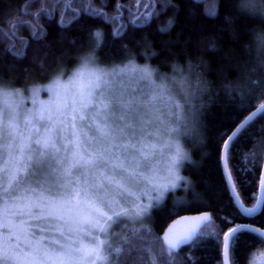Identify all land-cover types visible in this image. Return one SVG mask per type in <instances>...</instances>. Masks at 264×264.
<instances>
[{
  "label": "trees",
  "instance_id": "obj_1",
  "mask_svg": "<svg viewBox=\"0 0 264 264\" xmlns=\"http://www.w3.org/2000/svg\"><path fill=\"white\" fill-rule=\"evenodd\" d=\"M149 12L156 15L141 25ZM69 19L71 23L63 27ZM170 19L174 24L161 31ZM257 26L264 27V17L241 7L240 0H0V86L46 83L61 70H72L89 50L95 51L99 64L123 65L134 59L162 73H170L174 61L186 65L191 60L210 81L198 114L200 137L183 138L192 149V160L183 162L182 184L165 195L162 209H150L135 228L113 222L107 233L111 247L125 246L126 241L131 245L122 264H149V260L161 264L167 251L161 236L171 222L185 215L209 213L220 240L193 241L171 254L172 264H223V237L228 230L251 225L264 231V202L256 216L241 214L221 162L226 140L264 103V70L251 71L254 63L246 47ZM41 29L46 35L36 40L33 31ZM96 31L102 32L99 46L92 35ZM13 46L23 49L24 56H13L8 50ZM245 161L250 170H244ZM263 163L264 113L248 124L228 152L230 172L246 207L256 203ZM261 250L264 240L242 231L234 249L230 247V262L252 264ZM110 259L115 264L111 254Z\"/></svg>",
  "mask_w": 264,
  "mask_h": 264
},
{
  "label": "snow or ice",
  "instance_id": "obj_2",
  "mask_svg": "<svg viewBox=\"0 0 264 264\" xmlns=\"http://www.w3.org/2000/svg\"><path fill=\"white\" fill-rule=\"evenodd\" d=\"M240 3L245 9L264 11V0H240ZM154 15V12L147 13L140 20V24L149 23ZM174 22V19H170L167 27H161L160 30H169ZM70 23L71 19L62 26L67 27ZM124 27L126 25H121V28ZM13 33L15 34V29ZM116 34L122 33L117 31ZM44 35L46 33L42 29L33 31L36 40H41ZM101 38L102 32L96 31L97 46ZM22 43L27 46L26 42ZM215 47V43L210 45L213 50ZM8 50L15 57L24 56L23 49L16 50L13 46ZM155 54L153 52V55ZM98 60L96 57L94 63L98 64ZM131 72L132 75H122L121 79L117 80L115 74L106 79L95 70H86L68 83L57 82L49 87L53 98L41 105L37 115L40 120L53 121L52 115L45 116L44 113L54 108L58 119L46 125L45 133L34 141L35 148L32 147L31 137H18L13 94L5 93L3 87H0V102L9 110L7 123L0 120V200L5 201L6 211L21 219V223L16 225L6 218L5 229L12 230L14 235L17 230L24 232V217L46 219L58 232L61 228L70 229L71 225L80 228L88 226L91 230L99 226L101 219L112 221L113 216L115 222L119 223L126 219L129 213L117 211L118 197L127 195L139 199L130 191L129 185L143 184L158 193L154 203L138 206L139 210L132 215L140 217L152 208H163L164 199L159 193L167 192L176 185L157 181L160 169L152 163V158L161 140L159 126L164 123V109L168 105H158L157 97L144 91V88H148L145 83L140 95L130 94L124 86V80L134 82L133 87L139 86L143 80L135 74L134 68ZM261 113H264V105L260 106V113L257 115ZM168 115L172 113L169 111ZM251 123L252 120H249L248 124ZM248 124H244L229 139L235 143ZM89 131L94 132V136H89ZM129 132L132 136L139 132L140 139L139 147L131 143L118 146L125 152L131 148L138 154L132 157L134 163L125 166L119 156H113L111 149L118 137L126 136ZM54 137L59 138V145ZM149 137L155 142H147ZM165 147L166 145H163L160 151L163 152ZM5 153L7 159H4ZM180 162L169 155L165 168L167 176L181 179L175 175ZM244 163V170H250L246 161ZM228 179L230 176L226 177V180ZM32 185L40 188L41 192L37 193ZM30 193L32 195H29ZM142 195H147V191ZM33 196H36V199H33ZM180 206H184V202H181ZM240 211L243 215L251 216L256 210L240 207ZM210 219L209 216L198 218L195 227L175 240L161 238L167 249L161 255V264H172L171 254L182 245L192 244L193 241L199 243L207 238L219 241V235L211 228ZM99 231L104 232L102 228ZM242 231L255 230L234 228L229 233L233 249L238 233ZM104 234L107 237V233ZM257 235L264 240V233ZM137 238L134 233L133 239ZM90 244L93 246L81 245L74 250L61 245L55 252L39 245L32 246L29 264H73L77 258L80 261L92 260L94 264H112V260L101 255L104 248H107L115 259V264H122L127 249L131 247L127 241L125 246L111 247L94 237ZM18 259L19 257L8 249H0V264H9ZM149 264L154 262L149 260ZM253 264H264V257L259 260L254 258Z\"/></svg>",
  "mask_w": 264,
  "mask_h": 264
},
{
  "label": "rangeland",
  "instance_id": "obj_3",
  "mask_svg": "<svg viewBox=\"0 0 264 264\" xmlns=\"http://www.w3.org/2000/svg\"><path fill=\"white\" fill-rule=\"evenodd\" d=\"M118 24V23H117ZM99 64V63H98ZM105 68H111L114 65H103L99 64ZM119 65V66H124ZM60 73V72H59ZM58 73V74H59ZM71 74V70H63V79L67 80L68 76ZM55 77V76H54ZM53 77V78H54ZM53 78H51L48 82L28 86L27 88H9L3 87V89L11 92L13 94V100L16 104V125H17V134L18 137L22 135L23 137H31L33 141L32 147L35 148L36 145L34 141L42 136L46 131V125L52 123L53 121L57 120L58 117L55 113V109L52 108L49 111H46L44 114L52 115L53 121L47 120H40L37 112L40 109L42 104L47 103L48 101L52 100L53 93L49 91V85L52 83ZM121 78H117L120 80ZM134 82H130L128 80H124V86L128 88L130 94L140 95L141 88L143 87L144 82H141L139 86L133 87ZM34 91L36 94L34 95ZM145 92H148L147 88H144ZM8 109L4 106L2 102H0V120L4 123L8 121ZM27 121V122H26ZM115 126V125H113ZM88 131L87 128H85ZM89 136H94V132L89 131ZM56 138V137H54ZM140 134L137 132L136 136H132L129 132L128 135L123 137H118L115 140V146L112 147L111 151L113 156H119L120 159L124 162L125 166H128L130 163H134L135 161L132 159L134 155H138L135 151L131 148L128 149L127 152L124 151L123 148L118 147L121 144H137L139 147ZM56 142L59 145L60 140L56 138ZM147 142H155L152 140L151 137L148 138ZM95 143V141H94ZM163 145L161 143L158 144L156 149V154L152 158V163L156 164L157 167L160 169V175L156 178L159 183L162 184H175V188L179 187L182 184L183 178L181 176V168L184 161H181L180 164L177 165L176 176L181 177V179H176L175 177L167 176L165 171L166 163L169 158V153L163 149V152L160 151ZM4 159H7V154H4ZM103 170V169H101ZM118 178V177H117ZM36 188L35 185H32ZM175 188H171L170 190H174ZM130 191L134 192L139 199H136L133 196H121L118 197V212H128L129 216L121 220L122 227H126V225H131L132 228L138 226L141 223L142 219L150 212V210L144 214L143 216L136 217L132 215L139 210L138 206L149 205L155 202V197L158 193L151 189L146 188L145 185L141 184L139 186L129 185ZM169 190V191H170ZM147 191V195H142L143 192ZM161 191L159 193L160 196L165 197V195L169 192ZM36 192L40 193L41 189L36 188ZM29 195H32L31 193ZM47 195V193H44ZM36 199V196L32 197ZM6 200V198H5ZM10 207V204H9ZM39 215V213H37ZM111 215V213H110ZM7 219L11 220L12 224L19 225L21 223V219L12 215L10 212L6 211L5 209V201L0 200V249H8L11 253L15 254L19 257L18 260L15 262H9V264H29L31 260L30 252L32 246L39 245L43 248L48 249L50 252L58 251L61 245L72 248L73 250L80 247L81 245L91 247L93 245L90 244V240L94 237L97 240L103 242V244L109 245L111 242L110 236H105L104 233H108L111 225L115 222V216H113L112 221H107L101 219L99 221V226L97 228H93L89 230L88 226H83L82 228L77 227L76 225H71L70 229L61 228L60 231H56L51 224L46 219H37L35 217H24L23 219L26 221L24 225L25 231L20 232L19 230L16 231L14 235L12 230L5 229L4 223ZM102 228L104 232L99 231ZM62 233V234H61ZM124 234V233H123ZM117 235V233L113 234V238ZM112 238V239H113ZM55 245V247H53ZM101 255H104L108 259H110V253L108 252L107 248H104L101 251ZM264 257V250L257 252L253 259L256 260L261 259ZM252 259V264H253ZM111 260V259H110ZM73 264H94L92 260L87 261H80L78 258L73 261ZM99 264V262H96Z\"/></svg>",
  "mask_w": 264,
  "mask_h": 264
},
{
  "label": "clouds",
  "instance_id": "obj_4",
  "mask_svg": "<svg viewBox=\"0 0 264 264\" xmlns=\"http://www.w3.org/2000/svg\"><path fill=\"white\" fill-rule=\"evenodd\" d=\"M247 9V8H246ZM248 11L264 17V11L247 9ZM95 39V32H93ZM249 49L254 63L252 72L259 74L264 70V27L257 26L253 30V41L246 45ZM94 50L86 51L78 58V64L71 70L67 80H64L63 70L53 78L49 87L57 82L63 84L76 78L81 72L95 70L96 72L110 78L116 75H132L131 69H135V74L142 77L145 84H148V92L157 97L158 105H168L164 109V123L159 126L160 143L166 145L165 150L171 157L180 161L192 160V149L185 146L183 138L187 137L196 141L200 137V125L198 114L203 107L202 97L210 90V81L200 70L199 65L193 61H188L182 65L174 61L171 65L170 73H162L158 68L151 65H138L134 59L129 60L124 66L114 65L105 68L94 63L96 59ZM5 93L9 91L3 89ZM172 115H168V112Z\"/></svg>",
  "mask_w": 264,
  "mask_h": 264
},
{
  "label": "water",
  "instance_id": "obj_5",
  "mask_svg": "<svg viewBox=\"0 0 264 264\" xmlns=\"http://www.w3.org/2000/svg\"><path fill=\"white\" fill-rule=\"evenodd\" d=\"M261 105H264L261 104ZM260 105V106H261ZM260 106L255 109L251 114H249L238 126L237 128L232 132V134L229 136V138L233 135L234 132H236L239 128H241L244 124H248L249 120H255L258 116H260L261 114L257 115V113H260ZM253 117H255V119H253ZM227 139L224 146H223V151H222V158H221V162H222V167H223V172L226 177L230 176V179L226 180L227 184L230 188V192L234 198V201L237 205V207L240 210V207L242 208H252L255 209L256 211L251 215H244L246 217H254L256 216L262 208L263 202H264V163H263V167H262V174H261V179H260V184H259V191H258V196H257V200L256 203L254 204V206L252 207H246L238 192L237 189L235 187L231 172H230V168H229V164H228V152L230 149V146L232 144V140L231 139ZM204 216H210L209 213H201V214H195V215H185V216H181L177 219H175L173 222L170 223V225L166 228V230L164 231L163 235L161 236V238H164L165 240H175L176 238H179L181 236L186 235L193 227H195V222L198 220V218H202ZM234 228H248V229H254L255 231H251L255 234L257 233H264V231L253 227L251 225H236L233 228H231L230 230H228L224 237H223V264H231L230 262V237H229V233L232 232V230ZM239 234V233H238ZM163 241V240H162ZM164 246L166 247L165 243L163 242ZM190 244H186V245H182L181 247H179V249L174 252L177 253L179 252L180 249L188 246Z\"/></svg>",
  "mask_w": 264,
  "mask_h": 264
}]
</instances>
